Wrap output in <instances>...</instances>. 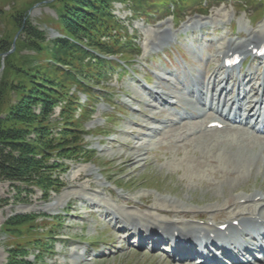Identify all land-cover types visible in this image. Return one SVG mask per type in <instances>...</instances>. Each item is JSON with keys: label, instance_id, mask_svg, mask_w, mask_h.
Here are the masks:
<instances>
[{"label": "rangeland", "instance_id": "obj_1", "mask_svg": "<svg viewBox=\"0 0 264 264\" xmlns=\"http://www.w3.org/2000/svg\"><path fill=\"white\" fill-rule=\"evenodd\" d=\"M122 6L116 3L112 7L118 21V32L114 34H119L121 41L129 46L122 49L124 55H109L122 67L108 69L102 79L87 80V83H82L86 87L77 90L81 105L73 111V118L81 125V136L88 152L78 159L60 160L68 164L67 169L58 175L63 185L57 192L51 190L47 197L35 186L0 180V264L9 262L14 247L27 249L25 258L34 264H194L179 261L162 249L152 250L153 247L135 245L134 237L120 239L125 234L120 233L119 226H114L103 215L105 211L96 203L104 199L113 210L140 216L154 213L155 218L175 219L178 217L164 215L151 208L152 205L156 202L159 206L166 204L172 208V203H165V200L172 199L185 208L202 207L225 199L232 193L225 185L223 189L217 188L218 196L215 195L211 188L216 186L213 183L219 177L209 175L210 171L202 172L204 182L197 179L192 182L182 174L183 167L189 166L200 156L201 148L220 138L221 142L234 140L238 145L248 146L246 138H242L238 132L214 131L213 137L212 134H205L179 147L148 144L149 153L138 162L133 161L130 155L132 149L125 144L134 146L141 143L144 134L149 132L136 122L146 121V115H151V110L147 111L150 109L147 103L152 100L151 96L158 90L161 81L154 75L165 76L177 62L182 66L189 64L196 73L199 69L213 68V56L226 40H240L249 31L264 28V0H193L175 11L155 7L136 9L132 4L126 9ZM59 8L60 4L55 0H0V43L5 41V44H11L17 64L21 63V56H34L35 51L27 47L30 38L23 35L16 16L23 15L24 20L42 32L46 41L50 42L59 37ZM172 14L180 22H174ZM194 22L202 24L189 31L184 29ZM250 25L252 30H249ZM168 26L175 39L157 47V40ZM187 32H190L189 35ZM192 36L203 40H195V45L205 47L210 43V46L200 54L194 52L190 48ZM23 40L25 45L21 44ZM6 56L0 52V78ZM165 56L169 60H165ZM200 58V62H195ZM249 66L257 72L264 71V65L259 64L258 60L252 61ZM174 82L178 83L176 79ZM87 94L91 95V100H88ZM181 98L184 103L192 99L188 94H183ZM4 100V107L17 102L13 93ZM61 103L54 107L50 120L61 118ZM84 103L88 105L86 111L81 110ZM32 110L36 113L41 111L38 105H34ZM154 111H160V108L155 107ZM161 116L163 114L160 113ZM137 129L140 132L136 135H125L126 131ZM57 132L59 128H54V134ZM29 137L35 139L36 134L31 133ZM147 147L143 149L144 152ZM187 149L189 152L186 155ZM215 151L219 152L218 149ZM212 155L210 153L208 157H216ZM56 159L52 157L51 161ZM214 160L217 163L215 166H224L222 158ZM90 166L97 167V172L89 175L86 169ZM234 174L237 175L236 172ZM234 174L222 175V179L227 180ZM101 182L105 185H101ZM242 183L236 186L235 194L242 191L264 192V172L257 174L254 169ZM55 200L58 205L54 209L43 208ZM32 215L35 216L32 221L18 227L10 225V230H6V223L14 224L15 218ZM182 219L189 222L186 218ZM39 239L47 240L46 246L52 251H41L40 246L35 244L39 243Z\"/></svg>", "mask_w": 264, "mask_h": 264}, {"label": "trees", "instance_id": "obj_2", "mask_svg": "<svg viewBox=\"0 0 264 264\" xmlns=\"http://www.w3.org/2000/svg\"><path fill=\"white\" fill-rule=\"evenodd\" d=\"M114 1L130 2L136 9L159 10L171 4L180 9L193 0H55L60 4L61 35L50 42L23 15L16 16L23 35L30 38L27 47L35 55L21 56L20 64L14 61L16 53L5 58L0 78V180L35 186L47 197L51 190L57 192L63 185L58 175L68 164L60 160L78 159L88 152L81 125L73 118V111L81 105L77 90L84 89L82 83L87 80H100L108 69L121 66L101 55H124L122 49L129 46L119 34H114L118 28L112 13ZM5 43H0V52L12 49L11 44ZM21 44L25 45V40ZM12 93L17 102L4 107V99ZM87 97L91 100V95ZM59 102L61 118L50 120ZM34 105L40 107L39 113L32 110ZM83 107L81 110L86 111L88 105L84 103ZM54 128H59V132L54 134ZM31 133L36 134L35 139L29 137ZM52 157L57 159L51 161ZM33 219L34 215L17 217L14 224H5L6 230H10V225L18 227ZM37 241L41 251H52L46 246L47 240ZM27 253V249L12 248L7 264H34L25 258Z\"/></svg>", "mask_w": 264, "mask_h": 264}, {"label": "bare ground", "instance_id": "obj_3", "mask_svg": "<svg viewBox=\"0 0 264 264\" xmlns=\"http://www.w3.org/2000/svg\"><path fill=\"white\" fill-rule=\"evenodd\" d=\"M198 24H200V22H194V24H192L191 26L197 27ZM191 26L187 25L185 28L187 29ZM169 28L170 27L168 26L163 30V36L159 38L156 42L157 47L167 44L172 39L173 34L170 32ZM263 42L264 28L256 32L251 31L249 32L248 36H246L243 40H228L226 46H224V48H221V50L218 51V56L225 59L230 56V53L235 54L237 52H239L242 56H248L249 54H251L250 47L260 46V44H262ZM198 52H200V50H198ZM207 74L209 73L206 69V71H203L202 74L205 78L203 77L201 79H195L193 76H190L188 72L183 71L181 75V81L191 82V84H187L184 87L176 90L174 84H172L171 82H167L165 84L160 85L159 90L156 91L154 100H157L161 103L163 102V104L167 106H174L177 108V110L174 113H169L165 109H160V111L156 112L152 110L153 106L155 105L153 103H150V107L152 108L149 109L151 110V115H146V117H148V120L143 122L141 121V123H136L141 128L148 129L150 132L152 131V133H155L156 135H152V133H149L147 135V138L142 139L141 143L138 142L134 146H129V144H125L127 148L132 149L130 155L132 156L134 162L142 160L143 158H145L144 156L149 153V148L146 146L148 144L157 145L160 147L167 145L179 147V145L185 146L186 143L189 144L191 139L201 137L205 135L204 133L206 132V134H209L208 132H210V130H214L208 128L209 123L213 121H229L228 118L225 117L229 106H231L230 110L233 108V106L237 107L235 111H232L234 114L233 118L235 120L229 121L231 123L235 124L237 122V119L241 115H243L244 117L246 112H248L245 107L249 103L250 105L248 109H250V112H252L247 115V122L251 123L255 117L261 118L262 122V120L264 119L262 117V114L264 112V100L262 98H259V93L261 89L264 90V86L260 81H256V72L250 71L249 73L245 74L242 80H240L237 84V82L235 81V75L230 73L229 70L225 69L224 60H222L221 64L218 63L217 66L213 69V71H211L209 75ZM244 83H246V85L249 84L250 89L244 88L243 92L240 91L236 98H234L235 95L232 97L229 96L231 85L236 88L242 86ZM206 84L207 89L203 87ZM216 85H218L219 87L223 85L220 92L215 89ZM183 94H193V96L195 95V98H193L192 100H188L186 103H183L181 98V95ZM205 97H207V100L204 103L205 107L207 105H213L214 108L216 107L217 111H220V113H216L222 119H224V121L216 118L205 120L208 116V113L198 106L199 103H203V99ZM180 109L183 111H179ZM242 112L244 113L242 114ZM160 113H164V116L159 117ZM174 114L178 115L181 120L184 121V123H175V120L173 118ZM195 117H200L203 119L201 121H188L187 119ZM150 119L153 121H158L160 122V124H154L152 121H150ZM168 123H171V125L169 126V130L164 132V129L167 126H163V124ZM200 123L203 125V127L201 126V129ZM226 126L227 127L224 128V130L228 132H238L242 138H246V143L248 144V146L238 145L234 143V140H227L228 143L221 142L220 138L213 144L204 147V149L201 148L200 156H198V158H196L192 164H187L189 166L183 167L184 173L182 175H184V177H187L192 182L193 180L195 181V179H197L198 181H203L204 179L202 178H204V176L202 172L204 170L206 173L210 171L209 175L219 177V180H215L213 183V185L216 186H213L211 188L214 191V194L218 196V191H216V189H223L225 185L228 186V190H230L232 193H230V195L228 196H225V199L218 200L214 203H208L202 207L189 206L190 208H185L184 205L177 203L172 199H168L165 200V203H172V208L171 206H167L166 204H164V206H159V204H157L156 202L152 205L151 208L167 216H194L195 218L201 216L204 211L212 213L213 211L219 209V212L217 214H214L213 218L223 217L225 219L223 223H227L228 227L224 232L216 229L215 233H228V235L231 236L230 240L238 241L240 239L235 235V231H240L243 237L252 236V234L247 229V226L249 225H255L259 234L264 233V194H262V196L260 191H253L251 193H248V191H242L236 194L234 192L236 186L246 181L247 177H249V175L254 169L257 170V174L264 172V136L252 134L249 129H245L236 125H230L229 123ZM139 132L140 131L138 129L133 130L132 132L126 131L125 135H136ZM162 132L165 133L164 137L161 136L163 134ZM199 132H201L200 135L198 134ZM159 135L161 137H159ZM144 146L147 147L145 152L143 151V149H145ZM215 149H218L219 152L215 151ZM185 151H187V155L189 150L187 149ZM210 153L216 157L211 159L210 157H208ZM220 158H222L221 162L224 163L225 167H221L219 165L215 166L213 162H210L215 161L214 159ZM227 160H229L230 162ZM228 165L229 167L226 168V166ZM96 168L97 167L95 166H90L86 170L90 173L89 175H91L97 172ZM235 172L237 173V175L234 174ZM224 174H234L235 176L230 177L227 180H223L222 175ZM101 185L105 184L102 183ZM187 187L190 188L191 185H187ZM84 190H86V188ZM82 198L85 199L87 198V196H82ZM103 200L97 202L96 205L100 208H103L102 211H105V214L103 215L106 218H109L114 225H119L120 232L122 231L124 234H128L130 236L135 237H138L139 235L141 236V238H145L146 236L152 237L157 234L159 230H163L168 235V240L175 242V245L177 246H179L182 242H189L194 238L206 239L208 242L213 240V237L210 234L214 231V226H209L206 229V233H203L204 228L196 227L191 224L185 223L182 218L159 219L155 218L154 213H150L147 216H140L135 213H126L120 210L117 211L109 208V206H107L105 201ZM184 201L186 202L185 199ZM57 205L58 203L55 200L52 201L50 204L43 206V208L46 210H52ZM235 220L239 221L238 226L234 224ZM124 238L125 236L121 235L120 239L123 240ZM158 247L159 246L157 244L156 246H154V248L157 250L159 249ZM194 254L195 251H193L192 254H189V257H193ZM185 260L186 258L184 253H181L179 261L184 262ZM232 261L233 264H238L240 260L235 259ZM206 264H223V262L214 259L212 261L207 260Z\"/></svg>", "mask_w": 264, "mask_h": 264}, {"label": "water", "instance_id": "obj_4", "mask_svg": "<svg viewBox=\"0 0 264 264\" xmlns=\"http://www.w3.org/2000/svg\"><path fill=\"white\" fill-rule=\"evenodd\" d=\"M12 51H13V49H12Z\"/></svg>", "mask_w": 264, "mask_h": 264}]
</instances>
